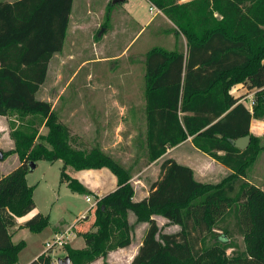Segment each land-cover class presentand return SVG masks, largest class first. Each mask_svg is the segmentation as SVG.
I'll return each mask as SVG.
<instances>
[{
	"label": "trees",
	"instance_id": "16d2710c",
	"mask_svg": "<svg viewBox=\"0 0 264 264\" xmlns=\"http://www.w3.org/2000/svg\"><path fill=\"white\" fill-rule=\"evenodd\" d=\"M185 39L181 50L151 48L144 59L146 124L145 161L162 156L188 137L196 149L230 169L218 183L197 181L193 170L167 158L149 194L133 201L132 173L97 144L73 141L70 129L46 100L36 97L53 55L63 49L73 0H0V116L14 114L11 154L20 164L0 175V264H18L25 241H12L17 217L34 207L35 186L28 185L29 162L62 161L60 181L75 193H89L66 173L108 168L117 178L114 191L101 196L94 209V230L80 235L85 247L66 245L71 264H88L108 251L131 244L135 224L146 222L142 241L130 264H264V190L245 180L248 167L264 146L250 131L251 118H264V0H148ZM256 89L250 111L231 89ZM47 129L41 134V127ZM250 134L244 150L232 140ZM141 167V168H142ZM98 198V197H97ZM130 214L134 216L131 223ZM180 226L161 234L152 217ZM233 216L248 254L216 258L204 247L207 236L224 234ZM49 225V216L33 214L21 226L33 233ZM52 249L29 264H51Z\"/></svg>",
	"mask_w": 264,
	"mask_h": 264
},
{
	"label": "rangeland",
	"instance_id": "374dc122",
	"mask_svg": "<svg viewBox=\"0 0 264 264\" xmlns=\"http://www.w3.org/2000/svg\"><path fill=\"white\" fill-rule=\"evenodd\" d=\"M112 2L113 0H73L72 19L63 49L51 60L45 84L36 97L49 99L48 102L69 127L73 141L86 140L102 149L106 146L109 148L107 153L131 171L133 176L141 169L146 157L143 138L137 136H142L144 131L146 53L153 47L169 51L184 49L185 39L161 11L157 15L156 9L150 11L147 1ZM116 101L126 107L119 109L114 103ZM130 103L136 107L130 108ZM131 115L134 116L135 123H131ZM5 118L10 121L8 124L4 118H0V125L5 131L20 125L17 115L10 114ZM118 124L119 137L115 140L114 132ZM39 132L45 134L47 129L42 126ZM134 137L139 139L135 140ZM9 138L12 139L10 134L8 137L6 132L1 133L0 151L8 150ZM257 143L258 146H264V141L259 140ZM172 156L180 163L208 167L203 154L196 151L191 143H185ZM16 158L15 154H11L0 161V175L15 168ZM256 160L246 171V181L258 183L260 175H263L264 165L259 164L264 161V156H259ZM61 168L59 160H41L34 168L28 165V183L37 184L33 192L35 207L31 214L23 218L17 217L16 222L19 224L40 212L49 216V225L38 233L24 228L13 236L14 241L23 239L26 243L18 255V264H28L34 255L46 251L45 243L59 236L55 229H61L60 233L64 232L66 227L77 220L71 227L75 231L78 222L94 216L95 207L90 208L91 202L85 200L86 196H90L88 193H72L65 183L59 182ZM87 170L89 169L79 170V176L83 175L89 184L96 183L97 172ZM209 170L213 169L210 167ZM90 197L93 199V196ZM85 210L86 213L80 216ZM129 216L133 223L134 216ZM152 217L160 227V235L180 231L179 225L168 222L163 216L154 214ZM145 223L135 224L130 245L110 250L105 257L88 264H130L140 244ZM222 225L229 228L227 245L216 238L224 233L214 230L216 235L207 236L203 246L213 248L216 258L226 259L248 254V243L239 234L233 216L227 217ZM70 239L65 240L63 247L55 246L52 249L51 264H58V259L66 256L64 247L69 245ZM71 243L73 246H82L84 239L81 235L78 238L75 235Z\"/></svg>",
	"mask_w": 264,
	"mask_h": 264
},
{
	"label": "crops",
	"instance_id": "0c3cea01",
	"mask_svg": "<svg viewBox=\"0 0 264 264\" xmlns=\"http://www.w3.org/2000/svg\"><path fill=\"white\" fill-rule=\"evenodd\" d=\"M6 1H9V0H6ZM11 1H13V0H11ZM11 1H9V2H11ZM125 1H128V0H125ZM145 1L148 2V0H145ZM72 6H73V3H72ZM72 9L73 8H71L68 29H69V25H70V22H71V19H72V12H73ZM157 10H156V15H157V12H158ZM150 21L152 22V19H150ZM148 22H149V20H147V23ZM68 29H67V32H68ZM66 35H67V33H66ZM184 42H185V40H184ZM58 54L59 53L54 54L53 57L57 56ZM53 57H52V59H53ZM51 60H50V62H51ZM47 75H48V71H47ZM44 84H45V82L41 85L40 90H39V93H40L41 89L43 88V85ZM129 91H131V89ZM255 92H256V89H249V88L246 87V85H243V84H236L231 89V94L234 97H240V100L239 101L242 102L250 111L252 110L251 102L253 101V95H254ZM41 100H47V101H49V99H42V98H41ZM114 103H116V105L118 106L119 109H123V108L126 107V105L124 106L121 103H119L118 101H116ZM129 107L133 109L136 106L133 103H130ZM144 108H145V100H144V106H143V120H144ZM5 117L6 116H0V118H4L5 119V122L6 123L10 124V121L8 122L7 121V118H5ZM130 118H131V123H135L136 122L135 119H134V116L131 115ZM119 127L120 126L118 124L117 127H116V129H115V132H114V134H115V140L118 139V137H119V131H120L119 130L120 129ZM5 130L6 129L3 128V126L0 125V135H1V133L4 134L6 132L8 134V137H9L10 130L9 131H5ZM249 131H250V133L253 136L257 137L260 141H264V118H251ZM145 132H146V124H145V120H144V131H143V135L140 136V134H137L138 137H142L143 138V141L145 139ZM138 137H134L133 139H135V140L136 139H139ZM185 143H191V145L194 147V145H193V143L191 141V137H188L185 141H183V142H181V143H179V144H177V145H175L173 147H168L167 150H166V152L162 156H160L158 159H156V160L148 163L147 165H145L144 167H142L136 174H134L132 176L131 182H132V186L134 188V195L132 197V200L133 201H139V200L143 199L144 197H146L149 194V190H150L151 184L159 178L160 165H161V163H162L163 160H165L167 158H172L175 161H177L178 163H180L174 156H172V153L174 151H176L177 149H179L180 147H182ZM7 144H8V148H7L8 150L11 149V148H13V140L12 139L9 138V142ZM144 148H145V145H144ZM103 149L105 151H109L108 150L109 148H107L106 146H103ZM196 151H199V150L196 149ZM201 153L203 154L204 159H205L204 162H206V164L208 165V167H205V166L204 167L203 166L195 167L191 163H187V164L180 163V164L189 166L193 170L194 177H195V179L197 181L207 182V183H218L222 178H224L225 176H227L231 172L230 169H228L224 165H222L219 162L215 161L214 159H212L211 157H209L205 153H203V152H201ZM258 155L259 156H262V155L264 156V150H262L261 153H259ZM16 160H17V162H16L15 168L20 164L19 159H18V156H17ZM38 162L39 161H36L35 162V165L36 166L38 165ZM256 162H257V160H256ZM61 163H62V161H61ZM62 165H63V163H62ZM259 165H264V161H261ZM210 167L213 170H209ZM83 170H80V171H83ZM80 171L79 170H74L70 166H67L66 167V173L68 174V176H70L71 178H75L79 182H81V184L89 192L88 194L90 196H93V198H97V197L103 196V195H105V194H107L109 192H112L117 187V178H116V176L108 168H106V167H102V168H98V169H93V170L92 169L87 170V171L97 172V174H96L97 182L96 183H91V184L87 183L88 181L86 179H84L83 175L82 176H79L78 173H81ZM260 177L261 178H260V180H259L258 183L254 182V181H250V183H253V184L257 185L259 188H261V189L264 190V172H263V175L262 174L260 175ZM27 178H28V172L26 174V181L28 183ZM59 182L62 183V181H60V177H59ZM63 183H65L66 186H67V183L66 182H63ZM28 185H30V184L28 183ZM32 185H34L36 187L37 184H32ZM72 193H74V192H72ZM31 212H33V211H31ZM31 212L28 213V214H26V215H24V216H22L21 218H23V217L31 214ZM85 213H86V210L83 211L82 213H80V216L83 215V214H85ZM26 220L27 219H25L24 221H22L19 224H17V222H16V225L10 228V232L12 234V241L13 242H17V241H14L13 240V236L15 234H17V232L19 230H23L24 229V227H21V226L25 223ZM93 221H94V216L92 218L91 217L90 218L88 217L85 221L78 222L77 223V226L74 228L75 231L72 229V231L74 233L75 232L76 233L75 234L72 233V235L70 237L71 238L69 240V246L70 247L75 248V249H81V248L85 247V241H84V244L82 246H73L72 243H71V240H72L73 237H75V235L78 238L81 233L86 232V231L94 230V228L92 227ZM76 222H77V220H75L70 226L66 227V229L69 228V227L70 228L73 227V225L76 224ZM145 225L147 227V224L146 223H145ZM146 227H145V229H146ZM145 229L142 230V234L140 236L141 237L140 244H141L142 237H143V234H144ZM60 230L61 229H57V230L55 229V232L60 233ZM20 240H23V239H20ZM140 244H139V246H140ZM25 245H26V243H25ZM137 250H138V248H137ZM44 252L45 251H40L39 253H37L36 255H34L31 260L33 261L34 259H36L39 255L43 254Z\"/></svg>",
	"mask_w": 264,
	"mask_h": 264
},
{
	"label": "built area",
	"instance_id": "2783aa9c",
	"mask_svg": "<svg viewBox=\"0 0 264 264\" xmlns=\"http://www.w3.org/2000/svg\"><path fill=\"white\" fill-rule=\"evenodd\" d=\"M153 8L157 10V8H155L154 6L150 5V11H152ZM157 11H159V10H157ZM85 199H86L87 202H91L90 208L91 207H96L98 198H93L92 199V197L86 196ZM72 233H73V231L69 227L64 232L59 233V236H57L56 238H54L52 241H47L45 243L46 251L49 250V249H53L55 246H61V247H63V245L65 243V240L66 239L68 240V238L71 237Z\"/></svg>",
	"mask_w": 264,
	"mask_h": 264
},
{
	"label": "water",
	"instance_id": "95a60500",
	"mask_svg": "<svg viewBox=\"0 0 264 264\" xmlns=\"http://www.w3.org/2000/svg\"><path fill=\"white\" fill-rule=\"evenodd\" d=\"M120 1H125V0H113L112 3L114 4V3L120 2ZM101 32L98 35H100ZM232 143L238 149L244 150L245 148H247V146L250 143V134H247L245 136L238 137V138L232 140ZM0 156H1V154H0ZM29 166L31 168H34L36 165H35L34 162H29ZM57 262H58V264H71L70 259L68 258V256H64V258H59Z\"/></svg>",
	"mask_w": 264,
	"mask_h": 264
}]
</instances>
